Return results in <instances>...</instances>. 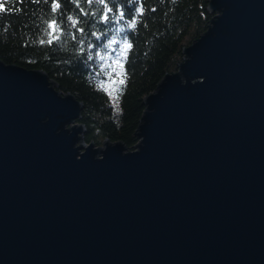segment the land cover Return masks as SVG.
Masks as SVG:
<instances>
[{
    "label": "water",
    "instance_id": "obj_1",
    "mask_svg": "<svg viewBox=\"0 0 264 264\" xmlns=\"http://www.w3.org/2000/svg\"><path fill=\"white\" fill-rule=\"evenodd\" d=\"M209 10L134 150L0 60V264H264V0Z\"/></svg>",
    "mask_w": 264,
    "mask_h": 264
},
{
    "label": "trees",
    "instance_id": "obj_2",
    "mask_svg": "<svg viewBox=\"0 0 264 264\" xmlns=\"http://www.w3.org/2000/svg\"><path fill=\"white\" fill-rule=\"evenodd\" d=\"M210 1L136 0L134 5L131 0H108L113 11L105 23L99 19L102 13L93 14L101 6L88 5L86 0H79V7L74 0H61L62 7L56 14L51 13V0L49 3L0 0L3 6L0 11V60L28 70H44L50 80L57 83L61 94H72L82 102L80 123L86 126L88 143L94 141L102 145L108 139L121 141L134 150L138 142L136 131L145 111V97L156 91L166 74L178 69L184 58V48L208 29L213 17ZM141 5L144 12L138 15L134 9ZM120 11L125 16L117 24L112 17ZM52 15L58 22L63 19L64 32L60 33V40L40 44L39 39H47L44 21ZM67 16L78 19L75 28ZM134 17L137 20L135 29L127 28V22ZM117 27L125 28L133 45L124 53L127 59L121 56L117 60L120 36H116L117 44L106 49V39L97 40L91 35L107 31L112 38ZM79 28L84 31H78ZM81 40L83 44L79 43ZM81 47L84 52L79 51ZM89 52L92 60L87 59ZM96 53L105 56V60H100ZM121 79H126L123 85L119 83ZM100 80L105 81L107 91L97 88Z\"/></svg>",
    "mask_w": 264,
    "mask_h": 264
},
{
    "label": "snow or ice",
    "instance_id": "obj_3",
    "mask_svg": "<svg viewBox=\"0 0 264 264\" xmlns=\"http://www.w3.org/2000/svg\"><path fill=\"white\" fill-rule=\"evenodd\" d=\"M21 2H22V0H21ZM32 2L40 3L41 0H32ZM74 2L79 7V0H74ZM131 2L134 5L136 4V0H131ZM44 3H49V0H44ZM86 3L88 5L95 4V5L101 6V7L97 8L96 12H94L93 14L95 15L96 13H102L99 16L100 21L105 22V23L109 21V19H110L109 13H111L113 11V8L109 7L108 0H86ZM61 7H62L61 0H51L50 9H51L52 14H56L61 9ZM113 7H115V6H113ZM134 10L138 15H142L144 12L143 5H141L138 8H135ZM0 11H3L2 5H0ZM80 12L82 14H84V9L81 8ZM124 16H125V13L123 11H120L119 14L117 16L112 17V19H114L116 21V23L119 24L120 21L123 20ZM67 20L71 22V26L73 28H75L77 26V24L79 23L78 19H74L72 16H67ZM44 23L46 25L44 32L47 36V39L41 38L38 40V43H40V44H45V43L51 44L54 40H60L61 39L60 33L64 32V29L61 27V25L63 24V19H61L58 22L56 16L52 15V17L48 20H45ZM136 24H137V20L134 17L132 20L127 22L126 27L129 29H135ZM5 30H7V29H5ZM78 31L83 32L84 29L79 28ZM122 33H123V35H121ZM91 35L96 36L97 40H100L101 37H103V39H106L107 44L104 45V47L106 49L111 48L112 45L117 44L118 41L116 39V36H120L121 37L120 42H119L120 56L117 57V60H119L121 58V56H123L124 59H127V57H126V55H124V53L126 52V50H130L133 47L132 43L128 39V34L125 32L124 27L115 28L114 35L112 36V38H109L107 31L102 32L99 35H97V33L93 32V33H91ZM72 38L75 39V36L73 35ZM79 43L83 44V41L81 40ZM91 47H92V45L89 44V48H91ZM79 51L84 52V48L81 47L79 49ZM96 55L99 56L100 60H105V56L100 55V53H96ZM87 59L88 60L93 59L91 52H89ZM125 82H126V79H121L119 81V83L121 85H123ZM96 86L98 89L107 91V89L105 88V81H103V80H100ZM109 95H111V92H109ZM114 103H116V101H114ZM117 108H118V104H117Z\"/></svg>",
    "mask_w": 264,
    "mask_h": 264
}]
</instances>
